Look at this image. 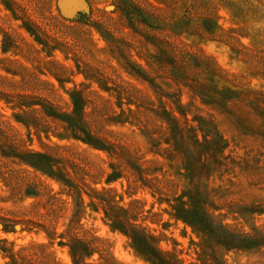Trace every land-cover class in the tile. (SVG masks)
<instances>
[{"label":"rangeland","instance_id":"374dc122","mask_svg":"<svg viewBox=\"0 0 264 264\" xmlns=\"http://www.w3.org/2000/svg\"><path fill=\"white\" fill-rule=\"evenodd\" d=\"M76 93L110 148L72 130ZM190 169L259 241L224 264H264V0H0V264H73L92 238L87 263L149 264L128 220L179 264H213L175 210Z\"/></svg>","mask_w":264,"mask_h":264},{"label":"trees","instance_id":"16d2710c","mask_svg":"<svg viewBox=\"0 0 264 264\" xmlns=\"http://www.w3.org/2000/svg\"><path fill=\"white\" fill-rule=\"evenodd\" d=\"M80 99H83L80 94L76 93L72 95V102L76 114L74 118L68 120L72 130L74 132H81L83 134V137H80L81 140L93 146L110 148V145L105 144L103 141H101V139L91 134L89 130H86L84 126L85 121L83 118L82 107L79 101ZM171 118L172 121H177L175 117L171 116ZM200 127H202V131L204 129V131L208 133V143H214L215 145L216 143H220V140L222 139L215 128L203 127L202 125H200ZM176 133L177 136L175 143L185 156L186 165L189 161L194 163L195 156H197L198 153H194L190 147L184 145L182 141L183 137L181 133H179V129H176ZM98 142L101 143L99 144ZM37 155L40 157H45L42 154H26L27 157ZM194 166L195 164H193V167ZM191 171L193 170H189L190 178L192 181L195 180L192 183L193 188L183 191L182 196L179 198V203L175 205V210L177 212L176 214L180 218L184 219L188 225L205 234V248L211 250V260L213 264H224V261L220 255V251H223V249H248L259 245V241L254 237L236 232L218 220L217 216L209 210L208 205L211 203L207 189L202 187L201 181L194 179L197 176L195 175V172L190 173ZM183 197H187L188 200L184 201ZM123 225L126 227V233L130 237L135 251L149 264H179L177 261L169 258L163 252H161V250H159L154 238L150 234L135 226L129 220L127 223H123ZM4 230L8 231L7 225ZM94 240L95 239L92 238L91 241H89L92 243ZM88 242L77 241L70 246L73 264H91L85 262V257H89L96 246H91ZM14 263L18 264L16 260H14Z\"/></svg>","mask_w":264,"mask_h":264}]
</instances>
